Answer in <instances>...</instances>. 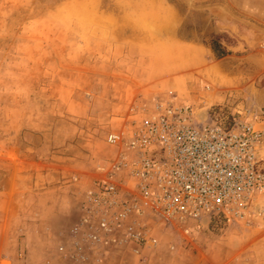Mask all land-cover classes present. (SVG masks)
<instances>
[{
	"label": "rangeland",
	"instance_id": "obj_1",
	"mask_svg": "<svg viewBox=\"0 0 264 264\" xmlns=\"http://www.w3.org/2000/svg\"><path fill=\"white\" fill-rule=\"evenodd\" d=\"M226 20L247 41L232 75L189 71L153 95L114 82L133 75L127 55L149 64L166 44L174 51L172 37L236 43ZM172 91L264 121V0H0V264H84L73 231L99 168L120 152L107 136ZM186 227L155 230V248L100 264H264V210Z\"/></svg>",
	"mask_w": 264,
	"mask_h": 264
},
{
	"label": "built area",
	"instance_id": "obj_2",
	"mask_svg": "<svg viewBox=\"0 0 264 264\" xmlns=\"http://www.w3.org/2000/svg\"><path fill=\"white\" fill-rule=\"evenodd\" d=\"M142 115L107 136L120 152L99 168L73 231L84 264L121 249L141 256L158 245L155 230L185 235L191 222L264 210L262 114L228 102L194 106L172 91Z\"/></svg>",
	"mask_w": 264,
	"mask_h": 264
},
{
	"label": "crops",
	"instance_id": "obj_3",
	"mask_svg": "<svg viewBox=\"0 0 264 264\" xmlns=\"http://www.w3.org/2000/svg\"><path fill=\"white\" fill-rule=\"evenodd\" d=\"M231 23L232 22L226 20L222 25L231 28L232 32L226 30L232 37L235 35L238 36L236 43L233 40L229 43V37L226 39L223 37L213 45L211 42L204 44L185 40L180 37H172L174 44L173 52L170 46L166 44L161 56H159L156 61H150L148 64L149 58L147 56L143 57L144 62L137 68L135 65L138 66V64L135 63H138L139 56H135L133 52L129 55L124 52L125 56L127 55V58L131 61L128 62L130 66L128 64L125 69L127 70L129 68L133 71V75L128 76L127 74H121L122 78L114 82L122 83V88L130 87L128 90H132L134 94L140 93L143 95L151 91L150 95H153L151 93L162 89L164 86L174 87L177 83L184 82L185 78L182 77L189 71L200 72V74L205 77L206 75L209 76V74L217 69H220L223 75H232L234 72V64L239 61L236 60V58H239L237 52L244 50L247 41L241 39L244 33H242L241 37H239V33L235 34V28L232 27ZM226 30L224 29V31ZM166 41H171V37ZM224 51H226L225 55L223 54ZM215 63H218L219 66L216 67ZM172 76H174V79L170 81L169 77ZM208 76L205 78H211ZM214 79H216V77H214ZM224 85L228 86V83L226 82ZM126 91L127 90H124L123 92H125V94L129 93V91Z\"/></svg>",
	"mask_w": 264,
	"mask_h": 264
},
{
	"label": "water",
	"instance_id": "obj_4",
	"mask_svg": "<svg viewBox=\"0 0 264 264\" xmlns=\"http://www.w3.org/2000/svg\"><path fill=\"white\" fill-rule=\"evenodd\" d=\"M202 115L205 116L206 115V112H203Z\"/></svg>",
	"mask_w": 264,
	"mask_h": 264
},
{
	"label": "trees",
	"instance_id": "obj_5",
	"mask_svg": "<svg viewBox=\"0 0 264 264\" xmlns=\"http://www.w3.org/2000/svg\"><path fill=\"white\" fill-rule=\"evenodd\" d=\"M214 43L212 42V45H213ZM224 55L226 54V51H224V53H223Z\"/></svg>",
	"mask_w": 264,
	"mask_h": 264
},
{
	"label": "bare ground",
	"instance_id": "obj_6",
	"mask_svg": "<svg viewBox=\"0 0 264 264\" xmlns=\"http://www.w3.org/2000/svg\"><path fill=\"white\" fill-rule=\"evenodd\" d=\"M5 182V181H4Z\"/></svg>",
	"mask_w": 264,
	"mask_h": 264
}]
</instances>
